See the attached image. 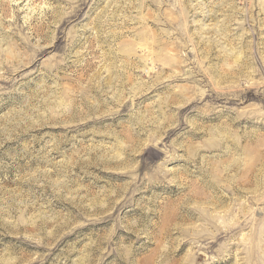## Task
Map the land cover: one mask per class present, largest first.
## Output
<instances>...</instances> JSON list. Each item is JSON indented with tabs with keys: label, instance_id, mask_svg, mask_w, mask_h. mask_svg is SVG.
<instances>
[{
	"label": "rangeland",
	"instance_id": "obj_1",
	"mask_svg": "<svg viewBox=\"0 0 264 264\" xmlns=\"http://www.w3.org/2000/svg\"><path fill=\"white\" fill-rule=\"evenodd\" d=\"M0 264H264V0H0Z\"/></svg>",
	"mask_w": 264,
	"mask_h": 264
}]
</instances>
